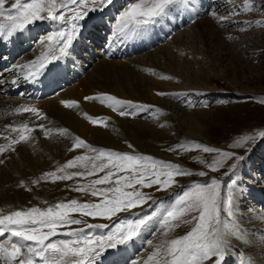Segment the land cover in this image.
<instances>
[{"label": "rangeland", "instance_id": "rangeland-1", "mask_svg": "<svg viewBox=\"0 0 264 264\" xmlns=\"http://www.w3.org/2000/svg\"><path fill=\"white\" fill-rule=\"evenodd\" d=\"M114 1L116 2L117 0ZM22 2H25V0H22ZM59 2H61V0H58V3ZM133 2H135V0H127L124 3L122 2L117 9L113 7L115 13L114 16L108 20L107 32L111 31V35L114 34V30L117 27V17L129 3ZM196 3H198L197 6L200 5V7H203V12L201 14L203 17L200 18L197 13L188 14V12L194 10L195 7L191 10L180 11L177 16L181 17L180 20L185 19L183 23L176 22V25L169 24L170 30L162 26L158 34V41L152 38L151 41L153 45L150 48L142 49L136 55L130 57L120 60L109 57L104 50H101L102 47H98V45H94V43L91 42L93 41L92 39L90 41L89 37H83L82 41H79V43L83 45L81 48H78L82 51V57L75 55L74 59L79 63H84L83 55L89 54L90 63L86 62L87 65L85 63L86 67L85 69L82 68L83 71H81V68L78 69V75L72 76V78L74 77L72 81L69 80V83H66L62 88L57 89L53 94L43 100H30L20 95L8 97V99L19 98L25 101V105L35 107L40 110L42 114L44 113L46 119L39 120V123L32 122V124L29 125L34 128L31 134L32 138L29 142H21L15 145V151H9L3 156H0V159L4 160V163L0 164V214H7L17 210H27L32 207L43 209L55 205L58 202H67L71 199H77L81 203L100 202V197L92 196L90 193L72 191L71 189L77 185L89 183L91 180L105 175L109 169L94 176L85 178L76 177L69 181H57L53 183L49 179L48 181H40L36 185L31 183L32 180H37L45 172L56 171L58 167L65 164L76 155H96L91 152L86 153L85 149L70 150L73 148L74 137L78 136L85 140L87 144L96 148H104L131 155L142 154L152 156L156 160L179 165L181 168L192 173H198L200 171L206 172V175L203 177L195 174L177 177V183L168 190L157 191L156 188L158 186L141 189V191L151 195L155 203L149 201V203L143 207H138L130 212L119 213L112 217L111 220L102 218L93 219L74 214V218L83 220L85 224H107L109 226L102 230L91 229L89 230V234L105 235L120 220L137 219L144 215H148L149 212L152 213L155 208L156 211L160 210L158 205L164 207L161 211L162 213L164 210L173 206L178 197L192 185L205 184L210 182L211 179H217L222 182L221 195L222 197H226L229 192L227 185L232 179H235L237 181V186L234 188V192L237 195V215L239 223L246 231L248 239L251 238L252 240L247 244L249 245L248 247H251L257 252L253 258H255L257 264H264V218H253V215H249L254 213L264 216V206L261 205L263 203L257 202V198L261 197L257 193H261L264 196V138L249 141L245 147H231L236 140L243 136L255 135L259 131H264V104L260 103L261 98H264V24H257V21H264V7H262L264 6V0H253L254 8L252 12L243 10V0H196ZM6 7H10V4H6ZM71 7L72 6H69V10H64L66 16L71 15ZM111 7L112 6H107L103 8L102 11H105L106 8V11H108ZM213 13L215 15H213ZM231 13L238 14L232 15L230 20L223 22L218 20V17L228 16ZM88 17L85 19H88ZM109 17L111 16H105V18ZM198 18L205 19L208 21L209 25H211V30L208 34H205L207 35L206 38L203 36L198 37L196 31H194L195 28H193V26L197 23L194 21ZM46 23L51 25L52 21L46 20ZM41 26L45 27L44 24ZM27 27L30 28L29 25ZM33 29H28V33H32ZM51 30L50 27L48 29L42 27V29L37 32V46L42 44L40 41L50 34ZM55 32L58 31L56 30ZM97 32H99V30ZM102 32L103 31L99 33ZM182 33H185V35ZM115 34H118V32ZM90 36H93V34ZM182 36L187 38V45L181 46L182 48L174 51V47L172 46L176 47V45H179V42L184 40ZM228 37H231V39ZM98 38L99 37L96 39L98 40ZM120 39L126 38H121L120 36L119 40ZM107 41L105 40V42ZM34 42L35 41H32V43L29 42L30 47L33 46V49L37 47ZM86 43L93 45L95 56L91 54L92 52L89 51ZM226 46L233 47L228 49L225 48ZM220 50L223 52L221 53ZM172 52L173 54H171ZM223 53L227 55L222 56ZM78 54L80 53L78 52ZM148 54L150 55L148 56ZM211 57L213 59H211ZM12 63L13 61H11V64ZM11 64H8L7 67ZM105 65L106 67L108 66V68L100 72L101 67ZM7 67L2 69H6ZM2 69L0 66V71H2ZM162 76L171 77V79L165 80L161 78ZM89 78L98 79V82L96 81L98 85L94 84L91 85V87L90 84L87 83ZM154 84L156 85L154 86ZM143 86L144 88H142ZM138 87L140 90H138ZM80 88L81 91H79ZM68 89L75 90V95H77L76 102H78L79 106L80 103H82L83 105L85 104L93 108L95 105L98 106L97 104H99L98 109L95 111L101 115L99 118H104L106 126H102V129L107 131L110 136V140L107 143L92 136L93 132L91 128H93V126H90L91 123L83 114V117L81 116L83 118L82 120L88 122L83 123L91 127L88 126V128H86V126L83 125L79 128L81 130L83 129V131L85 130V134L81 132L72 134L69 131V136H60L58 133L54 132L50 137L46 138L44 132L37 126L40 122L44 125V122L47 123L51 121L47 123L50 124L51 128H53L51 124L54 125V122L57 123L54 125L53 129H57L58 127L61 128L60 125L65 126H62V128H66V125L63 124L62 121H56L53 118L52 115L58 118L57 113L50 112L49 108L48 111L45 110V104H41L40 102L43 101L44 103L52 100L59 94L65 93ZM139 91H141V93ZM157 92H164L166 95L158 96ZM197 92L204 97L199 99L192 98V93L194 94ZM82 94L85 97L91 96L99 99L86 101ZM102 94L116 96V98L121 101H132L137 105H147L151 107L147 109L126 107L124 110L132 114L122 117L118 112L113 111L111 107L107 106L111 103L110 101H105L104 103L100 102V100L103 99ZM16 101L8 100L3 101L4 103L1 102V109L12 110L19 105H24L23 102ZM31 103L35 104L32 105ZM66 109L70 111L75 109V107ZM106 109H108L109 112ZM46 112L49 113L47 114ZM25 114H29L32 118H36L31 113ZM50 118L52 120H50ZM171 120H173V123H171ZM175 121L177 122L174 123ZM47 124L45 127L50 128ZM176 125L177 128H171ZM96 131L97 130L94 132ZM0 133V144L7 143V141L3 139L4 136L13 138L18 135V133H16V135L13 132L11 133V130H0ZM193 142L203 144L210 148L220 149L221 151L232 152L237 157L244 156L245 159L238 162V167L235 172H232L228 167V165L235 161H228L225 167L216 172H212L207 165L211 164L213 160L220 159L217 154L204 153L199 149L189 151H184L182 149L176 151L166 150L169 148L175 149L177 145L181 144L188 146ZM128 144L133 145V148L130 149ZM201 160L205 163L201 164L199 162ZM102 162L107 161H97L98 164ZM244 168H247L249 172L243 175ZM67 171H82V169H68ZM62 174L63 173H57V175ZM126 174L128 173H118V175ZM251 174H255V176L252 175V177ZM115 179L116 176L113 177V180ZM21 181H24L26 188H30L31 190L29 191L26 190V188L20 187ZM113 186V184H104L95 187L99 189ZM241 198L244 199L245 202L242 201ZM165 199H169L168 204L164 202L161 203ZM185 219H191V217H185ZM150 223L139 236H143L142 242L137 243V241L141 239L138 237L127 245L106 250L103 255L107 256V254L114 252H122L123 254L125 252L124 248L130 246V248L126 249L129 250L132 248V253L129 257L131 260L128 261L129 263L123 262V264H147L146 261L142 259L145 256H147L148 259V256L155 250L154 246L165 239L162 235V229L159 226V215L152 221V224ZM249 224L255 225L254 230H247L246 226ZM83 226L84 225H73L71 228L75 229ZM193 226L194 223H181L179 227L169 233V238L182 237L189 232ZM67 230L71 229L62 228L59 231L62 232ZM3 239L4 238H0V243L6 241ZM57 239H68V237L57 236L53 238V240ZM148 241H152V244L150 245ZM229 241L232 247L236 246L234 245L235 240L233 238L229 237ZM116 249L118 251H115ZM231 250L229 251V257L231 258L228 257L229 260L227 259V264H238L240 259L239 254L243 253L242 250L246 249L245 247L244 249L243 247H237V249ZM103 255L98 259V261H100L98 264L104 263L102 259L105 257H103ZM118 261L119 260L115 261L116 264H118ZM206 264H212V262L208 261Z\"/></svg>", "mask_w": 264, "mask_h": 264}, {"label": "snow or ice", "instance_id": "snow-or-ice-1", "mask_svg": "<svg viewBox=\"0 0 264 264\" xmlns=\"http://www.w3.org/2000/svg\"><path fill=\"white\" fill-rule=\"evenodd\" d=\"M114 0H0V36L12 37L16 33L26 30L28 25L37 21H52L70 25V30L54 32L42 38L41 43L46 40L47 51L42 58H37L27 65H20L25 80H34L44 72L52 61H59L67 57L73 41L79 36L80 21L88 17L90 12L103 10L112 5ZM244 11L252 12L253 0H243ZM10 4V7H6ZM70 8L71 15L66 16L65 9ZM194 6L191 0H135L117 17L118 34L122 38L132 39L142 36L150 27L158 24L172 13L179 14ZM264 7V6H262ZM220 16V22L230 20L232 15ZM213 15H215L213 13ZM264 24V21H257ZM244 30V29H242ZM231 39V37H228ZM59 53V55H57ZM162 79L171 77L162 76ZM13 85L17 80L12 81ZM158 96L166 93L157 92ZM101 103L110 101L107 106L120 116H130L132 113L124 110L127 108H144L151 106L137 105L132 101H121L114 96L102 94ZM99 99L97 97H85L86 101ZM260 103L264 104V98ZM65 108L78 106L76 101H62ZM159 111V110H157ZM17 114L31 113L39 120H45L46 116L35 107L20 105L14 109ZM85 118L93 125L106 126L104 118H93L84 114ZM38 127L44 132L45 137H50L54 132L60 136H69L67 128H46L39 124ZM11 132L18 133L15 138L4 136L6 144H0V156L9 151H15V145L21 142L27 143L32 138L34 131L28 123H22L16 127L9 125ZM264 138V131L255 135L243 136L236 140L231 147H245L249 141ZM131 149L133 145L128 144ZM85 149L86 153H95L94 156L76 155L65 164L58 167L56 171L45 172L37 180H32L33 185L40 181L55 183L57 181H69L76 177L85 178L105 172V175L91 180L89 183L77 185L72 191L90 193L92 196L100 197V202H79L71 199L67 202H58L47 208L32 207L27 210L12 211L0 214V238L7 236L5 242L0 243V261L4 264H98V259L108 249L127 245L138 238L149 223L157 218L156 211L137 219L120 220L105 235H91V229H106L107 224H92L81 219L74 218V214L111 220L119 213L130 212L138 207L147 205L153 197L143 188L158 186L157 191L168 190L177 183L176 178L180 176L206 175L200 171L192 173L181 168L179 165L156 160L152 156L142 154L131 155L104 148H96L86 143L80 137H74L72 151ZM189 151L193 149L202 150L204 153L217 154L220 159L213 160L207 167L216 172L225 167L228 161H235L228 167L235 172L238 162L245 159L244 156H235L234 153L210 148L200 143L190 145H177L176 150ZM97 161H107L97 163ZM201 164L205 162L199 161ZM4 160L0 159V164ZM68 169H82V171L69 172ZM63 173L57 175V173ZM118 173H128L118 175ZM116 179L113 180V177ZM113 184L110 188H96L97 185ZM222 182L211 179L205 184H194L183 192L176 203L159 214V226L165 237L154 246L155 250L148 256V260H155V264H227L231 244L229 237L240 242H247V233L239 223L237 209V195L234 188L237 181L232 179L227 185L229 192L226 197L221 195ZM20 187L26 188L24 181ZM139 186V187H137ZM130 189V191H129ZM26 190H31L26 188ZM111 194V195H109ZM191 217V219H185ZM181 223H194L192 229L182 237L169 238V233L179 227ZM73 225H84L72 229ZM62 228L71 230L59 231ZM63 236L68 239L53 240L54 237ZM151 245L152 241H148ZM238 264H257L255 258L240 253Z\"/></svg>", "mask_w": 264, "mask_h": 264}, {"label": "bare ground", "instance_id": "bare-ground-1", "mask_svg": "<svg viewBox=\"0 0 264 264\" xmlns=\"http://www.w3.org/2000/svg\"><path fill=\"white\" fill-rule=\"evenodd\" d=\"M127 0H117L116 2L114 1L113 2V4L112 5H110V6H112L111 7V9H109L108 11H106L107 10V8H106V10L105 11H102V10H97V12H90L89 13V17H88V19H85L83 22H81L80 23V29H79V36L73 41V45H72V47L70 48V50H69V55L67 56V57H64V58H62V59H60L59 61H58V69L63 73V75H64V77H62V76H59V78H57V79H54V78H52V83H53V85H52V87L50 88V89H48L47 90V93H45V92H41L40 90H38V89H36V88H34V87H25L24 89H19L20 88V86H21V83L20 82H22V81H26L24 78H23V72H22V70L19 68V66L20 65H27V64H29V62H31V61H33V60H36L37 58H41V56H42V54H44V53H46V51H47V41H45V42H43L41 45H39V46H37V44H36V38H37V32L40 30V29H42V27L43 28H51L52 30L50 31V34H52V33H54L56 30L57 31H61V30H70L69 28V25L68 24H64V23H60V22H52L51 23V25H49L48 23H46V20L45 21H37V22H35V23H33V24H31V25H29V27L30 28H34L33 29V31H32V33H30V34H28V33H24V35L22 36V40L24 41V39L25 40H27V41H29L30 43H32V41H35L34 43H35V46H37V47H35L34 49H33V46L32 47H29V48H27V49H25V50H23V52H21V48H23L24 49V45L25 44H22L23 43V41H20L21 43H18V45H17V48H18V52H16L13 56H11V58L13 57V63L11 64V61H9V60H5L6 59V56H4L3 57V55L5 54V50L4 51H2L1 52V55H0V66H2V62L4 63L5 61H8L6 64L8 65V64H11V65H9V67H7V65H5V67H7L6 69H2V71H0V103L1 102H3V101H8V100H10V101H16V102H23L24 103V105H25V101H22V100H20L19 98H17V99H8V97H11V96H13V95H15V96H18V95H20V96H24V97H26V98H28V99H30L31 98V100L32 99H37L36 101H39V100H43V99H45L46 97H49L51 94H53L55 91H56V89L57 88H59V87H61V85H64L67 81H69V80H73L74 78H72V75L74 74V72L76 71V70H78V69H80L81 68V71H83L82 70V68L83 69H85V63L87 62H89V60H90V56H89V54H84L83 56H84V58H83V61H85L84 63H79V62H77L75 59H74V56L75 55H77L78 57H82L81 56V52L82 51H80L78 48H81V46L83 45V44H81V43H79V41H82V38L83 37H89V39H90V41H91V39L93 40V41H91L92 43H94V45H98V47H102V49L101 50H104V52H106L107 53V56H109V57H112V58H115V59H118V60H120V59H123V58H126V57H130V56H133V55H136L139 51H141L142 49H145V47H143V45H141L139 42H137V44L136 45H134V41H136L137 40V38L136 39H134V40H132V39H129V43H128V50H126V49H124V47L121 49V50H119V49H117V46H118V42L119 41H116V40H119V37H120V35L119 34H115V33H117L118 32V28L116 27V29L114 30V34L113 35H111V31H109V32H107V27H108V24H109V19L110 18H112V16H114V11H115V9L113 8V7H115L116 9L121 5V3L123 2H126ZM191 2H192V4L194 5V7H195V9L194 10H191L190 12H191V14L193 13V14H198V16L201 18V17H203V15H201L202 14V9H203V7H200V5L199 6H197V4L198 3H196V0H191ZM214 2V1H213ZM216 3V2H215ZM215 5V4H214ZM193 9V8H192ZM69 10V9H68ZM196 10V11H195ZM69 12V11H68ZM199 12V13H198ZM201 15V16H200ZM105 16H111V17H109V18H105ZM180 16H177V14L176 13H172L171 15H169L167 18H165V19H163V20H161L158 24H156V25H154L153 27H152V30H151V33L153 34L151 37L153 38V39H155L156 41H158L159 40V37H158V34H159V32H160V29H161V27L162 26H165L168 30H170V28H169V24H173V25H176L177 23L176 22H179V23H183L184 21H185V19H182V20H180ZM199 19V18H198ZM198 19H196V21H194L196 24H194V26H193V28H195V30L194 31H196V33H197V36L199 37H201V36H203L204 38H206V36L207 35H205V34H208V32L211 30L210 28H211V25H209V23H208V21H206L205 19H199V21H198ZM45 22V23H44ZM193 22V23H194ZM98 23H100V24H98ZM37 24H39V25H37ZM42 24H44L45 25V27L44 26H41ZM38 29H37V28ZM101 29H103V30H101ZM95 30H96V32H95ZM99 30V32H101V31H103V32H105V33H99V32H97ZM106 30V31H105ZM172 31V30H171ZM107 33V34H106ZM88 34H93V36H90V35H88ZM106 34V35H105ZM182 34H184L185 35V33H182ZM181 34V35H182ZM49 35V34H48ZM96 35H99V36H96ZM101 35V36H100ZM118 35V36H117ZM161 35H162V33H161ZM4 36V35H3ZM117 36V37H116ZM187 36V35H186ZM33 37V38H32ZM97 37H99L98 38V40L96 39ZM108 37H110L109 39H108ZM114 37V38H113ZM183 37V41H181V42H179V45H176V47L175 46H172V47H174L173 48V50L175 51V50H178L179 48H182L181 46H185V45H187V38L186 37H184V36H182ZM236 37V36H235ZM20 38V37H19ZM42 38V37H41ZM122 38V37H121ZM193 38H194V36H193ZM14 39H18V37H15ZM107 39H108V41H107ZM113 39V40H112ZM5 40V39H4ZM87 40V39H86ZM105 40L107 41V42H105ZM178 40V39H177ZM196 40V39H195ZM194 40V41H195ZM211 40V39H210ZM38 42V41H37ZM105 42V43H104ZM113 42V43H112ZM211 42H212V40H211ZM45 43V44H44ZM96 43H100V44H96ZM104 43V44H103ZM113 44L114 46H112V47H109V48H107V46H109L110 44ZM118 43V44H117ZM172 43V42H171ZM191 43V42H190ZM210 43V42H209ZM176 44H177V41H176ZM197 44V43H196ZM208 44V43H207ZM88 45V48H89V51H91L92 53L91 54H94V56H95V52L93 51V45H91V44H89V43H86V46ZM100 45V46H99ZM20 46H22L21 48H20ZM221 47H223V46H221ZM233 46H231V47H228V46H226L225 48H232ZM224 48V49H225ZM33 49V50H32ZM84 49H85V45H84ZM83 49V50H84ZM209 49V48H208ZM213 49V48H212ZM218 49V48H217ZM228 49H226V50H228ZM165 50V49H164ZM169 50V49H168ZM214 50V49H213ZM211 51V50H210ZM221 51V50H220ZM78 52L80 53V54H78ZM169 52V51H168ZM171 52V51H170ZM213 52V51H212ZM217 52V51H216ZM223 51H221V53H222ZM231 52V51H230ZM20 53V54H19ZM162 54V53H161ZM171 54H173V52L171 53ZM170 54V55H171ZM16 55L18 56V58L16 57ZM20 55V56H19ZM57 55H59V53H57ZM150 54H148V56H149ZM156 55H159V54H156ZM197 55V54H196ZM224 55H227V54H225V53H223V55L222 56H224ZM161 56V55H160ZM168 56V55H167ZM167 56H166V58H167ZM175 56V55H174ZM105 57V56H104ZM155 57V56H154ZM17 58V59H16ZM143 58V57H142ZM151 58V57H150ZM157 58H159V57H157ZM145 59V58H144ZM211 59H213L212 57H211ZM157 60V59H156ZM138 61H139V59H138ZM146 62H147V60H146ZM152 62V61H151ZM87 63H86V65H87ZM90 63V62H89ZM141 63V62H140ZM139 63V64H140ZM143 65V64H142ZM139 66V65H138ZM108 68V66L106 67V65L105 66H103V67H101V71L100 72H102V71H104V70H106ZM75 70V71H74ZM89 77V76H88ZM62 78V79H61ZM13 80H17V83L18 84H16V85H13V83H12V81ZM19 81V82H18ZM96 81L98 82V79H93V78H89V80H88V82L87 83H89L90 84V86L91 85H94V84H96V85H98L97 83H96ZM148 82V81H147ZM150 82V81H149ZM157 82V81H156ZM152 83V82H151ZM142 84V83H141ZM145 85V84H144ZM156 84H154V86H155ZM147 86H149V85H147ZM92 87V86H91ZM98 87V86H97ZM136 87V86H135ZM140 87V86H139ZM138 87V90H140V88ZM94 88V87H93ZM96 88V87H95ZM103 88V87H102ZM142 88H144V86L142 87ZM19 89V90H18ZM26 89V90H25ZM97 89V88H96ZM148 89V88H147ZM15 90H18L17 91V93H20V94H16L15 93ZM108 90V89H107ZM136 90H137V88H136ZM77 91V90H76ZM79 91H81V88H80V90ZM135 91V90H134ZM143 91H144V89H143ZM140 93H141V91H139ZM80 93H82V92H80ZM109 93V92H108ZM138 93V92H137ZM139 93V94H140ZM143 93V92H142ZM35 94L37 95V97H35ZM57 96V95H56ZM82 96H83V94H82ZM192 98H194V99H199V98H202V97H204V96H202V94H200V93H192ZM190 96V97H191ZM83 97H85V96H83ZM82 97V98H83ZM116 97V96H115ZM77 95H75V90L73 89H68L67 91H65V93H62V94H59L57 97H55V98H53L52 100H49V101H46V102H44L43 103V101L42 102H40L41 104H45V106H46V109L45 110H49L50 109V112H55V113H57V115H58V118L57 117H55V115H52L53 116V118L56 120V121H62L63 122V124H65L66 125V128H68L69 129V131L73 134H76V133H79V132H81L82 134H85V130L83 131V129L81 130V129H79V128H81V126H83V125H85L86 126V124H84L83 122H87L86 120L85 121H83L82 119V114L84 115L85 113L88 115V116H91V117H93V118H99V117H101V115H99L98 114V112H96L95 110L96 109H98V106H99V104H97L98 106H94L93 108H91V107H89V106H87V105H83L82 103H80V106L78 105L77 107H75V109H72V110H70V111H68L63 105H62V101H76L77 99ZM212 98H214V97H212ZM216 98V97H215ZM193 99V100H194ZM122 100H123V98H122ZM210 100V99H209ZM4 103V102H3ZM51 103V104H50ZM135 103V102H134ZM32 104V103H31ZM33 104H35V103H33ZM32 104V105H33ZM20 106V105H19ZM1 105H0V130H11V128H9L8 126L9 125H11V126H13V127H16V126H18V125H20V124H22V123H28L29 125L30 124H32V122H34V123H39V119L38 118H32V116L31 115H29V114H25V113H21V114H17V113H15L14 112V108L12 109V110H10V109H1ZM6 108V107H5ZM16 108V107H15ZM49 108V109H48ZM163 109V108H162ZM177 109V108H176ZM108 112H109V110L108 109H106ZM98 111V110H97ZM180 111H182V110H180ZM47 113V112H46ZM49 113V112H48ZM47 113V114H48ZM141 113H142V110H141ZM180 113V112H179ZM44 114V113H43ZM107 114V113H106ZM182 114V113H181ZM82 116V117H81ZM85 116V115H84ZM182 116V115H181ZM174 117H176V116H174ZM50 120H52L51 118H50ZM179 120V119H178ZM42 122H44V121H42ZM49 122H51V121H49ZM49 122H47V123H49ZM177 121H175L174 123H176ZM47 123H45L44 122V125H46ZM55 124H57L56 122H54ZM60 123V122H59ZM88 123V122H87ZM171 123H173V120H171ZM40 124H41V122H40ZM43 124V123H42ZM54 124V125H55ZM48 126H50V124H47ZM52 126H53V128H54V125L53 124H51ZM88 125V124H87ZM31 126H33V125H31ZM37 126H38V124H37ZM58 126V125H57ZM61 126V128H62V126L63 125H60ZM89 126V125H88ZM88 126H86V128H88ZM90 126H93V128H91ZM90 128L92 129V132H93V134H92V136L94 137V138H96V139H98V140H101L102 142H108L109 140H110V136L108 135V133H107V131H105L104 129H102V126H95V125H93V124H90ZM124 126V125H123ZM140 126V125H139ZM7 127H8V129H7ZM63 127H65V126H63ZM171 127V126H170ZM50 128H51V126H50ZM55 128H56V126H55ZM59 128V127H58ZM171 128H177V125L176 126H173V127H171ZM86 130H88V129H86ZM95 130H97L96 132H94ZM176 130V129H175ZM2 132V131H1ZM10 132V131H9ZM176 132V131H175ZM12 133V132H11ZM42 133V132H41ZM1 134V133H0ZM15 135H16V133H14ZM12 135V134H11ZM37 135V134H36ZM194 135V134H193ZM13 136V135H12ZM73 136V135H72ZM195 136V135H194ZM71 137V136H70ZM13 138H15V137H13ZM249 172V170L247 169V168H244V170H243V175L244 174H246V173H248ZM255 176V174H251V176ZM252 176V177H253ZM257 194H259L261 197L259 198H257V202H262L263 204H261V205H263L264 206V196H263V194H261V193H257ZM173 199V198H172ZM261 199V200H260ZM168 200L169 199H165L164 201H162L161 203H165V204H168ZM241 200L242 201H244V199H242L241 198ZM166 201V202H165ZM245 202V201H244ZM165 204H164V206H165ZM169 204H171V203H169ZM159 207H160V210H157L156 211V208L154 209V211H156L157 213H158V215L161 213V211L163 210V208L164 207H161V205H158ZM149 214H150V212H149ZM249 215H253V218H260V217H262V218H264V216L263 215H256V214H254V213H252V214H249ZM154 221V220H153ZM150 224H152V221H151V223ZM154 224V223H153ZM254 227H255V225H251V224H249V225H247L246 226V228H247V230L249 231H252V229L254 230ZM107 234V233H106ZM142 237L143 236H141V237H139V238H141L139 241H137V243H140V242H142L143 241V239H142ZM250 237V236H249ZM2 238H4L5 240L7 239V237L5 236V237H2ZM3 239V240H4ZM234 239V238H233ZM235 240V239H234ZM252 240H251V238H249L248 239V237H247V242H240V241H237V240H235V242H234V245H236L237 247H239V248H242L243 247V249H244V247H245V249L246 250H242L243 251V253H245V256L247 255V256H250V257H254L255 255H256V253L257 252H255V250L254 249H252L251 247H248L249 245H247L248 243H250ZM236 246H233V247H231V249H237V247ZM128 248H130V246H127V247H125L124 248V250H125V252L122 254V252L121 253H117V252H114V253H109V254H107V256H105V255H103V257H105L104 259H102L103 260V264H105V263H109V264H116V262L115 261H117V260H119L118 261V264H123V262L125 263V262H127V263H129L128 261L129 260H131V258H129L130 257V255H131V253H132V248L131 249H129V250H127ZM230 249V250H231ZM115 251H118L117 249L115 250ZM232 251V250H231ZM229 258H231V257H229ZM99 259H100V257H99ZM147 259V256H145L142 260H144V261H146V263L147 264H155V260H152V261H149L148 259ZM111 260V261H110ZM229 260V259H228ZM143 261V262H144ZM100 261H98V263H99ZM110 262H114V263H110ZM0 264H4V262L3 261H0Z\"/></svg>", "mask_w": 264, "mask_h": 264}]
</instances>
